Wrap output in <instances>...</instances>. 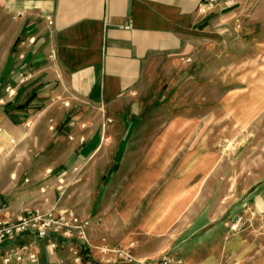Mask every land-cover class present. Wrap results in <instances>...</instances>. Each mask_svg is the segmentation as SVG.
I'll return each instance as SVG.
<instances>
[{
    "label": "crops",
    "instance_id": "crops-1",
    "mask_svg": "<svg viewBox=\"0 0 264 264\" xmlns=\"http://www.w3.org/2000/svg\"><path fill=\"white\" fill-rule=\"evenodd\" d=\"M202 1L0 0L6 47L18 41L22 51L11 70L19 84L9 86L18 90L10 106L20 120L47 114L51 129L50 158L41 160L35 178L68 162L51 181L26 188L32 197L26 204L24 194L17 197V215L75 213L114 264H137L117 257L119 251L137 261L167 254L182 264H264V203L231 218L232 207L217 211L210 202L222 160L213 115L234 107L230 99L205 98L217 81L223 86L264 52L262 6L250 8L264 0L221 3L207 15L198 11ZM233 91L225 89L224 98ZM2 123L8 137L9 123ZM61 178L63 204L53 199ZM79 191L97 194L96 217L78 205ZM7 203L0 195V209ZM77 240L28 231L0 246V264L20 243L42 264H91L84 260L88 241ZM7 264L27 262L11 255Z\"/></svg>",
    "mask_w": 264,
    "mask_h": 264
},
{
    "label": "rangeland",
    "instance_id": "rangeland-1",
    "mask_svg": "<svg viewBox=\"0 0 264 264\" xmlns=\"http://www.w3.org/2000/svg\"><path fill=\"white\" fill-rule=\"evenodd\" d=\"M257 5L262 6L259 9L261 10L260 15L263 16L258 21L264 25V3L255 2L250 8L256 9ZM6 46L7 42L0 28V195L7 199V205L12 206L10 209L17 212L18 196L25 195V204L32 198L31 194L27 196L26 188L32 187L36 181H38L37 185L51 181L59 172H63L68 162L59 161L46 178L42 177L38 180L35 178L41 160L50 158L49 150L53 147L48 145L51 129L46 122L47 114L36 117L29 115L23 120L17 118L16 113L19 110L14 105L16 104L14 100L18 90L14 89V94L10 95L11 97L7 96V90L12 91L9 86L14 87L19 84L18 80L15 83L14 73L11 70L15 69L16 59L22 54V51H20L18 41L9 48ZM8 65L10 71L7 72ZM244 68L245 70L241 72L240 69L234 70L233 76L223 86L221 82L217 81L216 89L205 95L207 101L210 97V101L217 104H224V101L230 99L234 107L231 114L217 113L213 115L215 121L218 122L217 128L214 130L217 138L216 149L222 160L218 163L216 172V193L210 199V202L216 201L217 211H224L226 208L232 207L231 212L229 209L231 218L235 211L241 212L242 207L245 211L248 208L252 211L261 201L264 203V52L258 55L254 54L249 59V64ZM220 72L222 74L224 71ZM240 74H244L242 81L239 80ZM29 84L30 82H25L21 84V88ZM228 88L234 90L232 97L224 98V90ZM200 93L202 95L204 91L202 90ZM20 101L21 98L18 102ZM12 103L14 104L10 106ZM64 103L65 101L62 102L63 105ZM7 105H9L8 110L14 113L13 115H7L5 108ZM25 105L28 110L34 109L28 103ZM4 119L10 126L8 137L5 136V128L2 123ZM51 157L54 158V155ZM49 169L51 168H47V170ZM60 180L64 179L61 178L56 182L59 183ZM56 187L58 190L53 199L63 204L65 183L62 181ZM80 193L79 191L76 197L78 205H83L87 212L92 213L91 218L96 217L97 194L84 193L82 196ZM48 196V192H46L45 198ZM83 197H87V199L81 202ZM88 207L90 209H87ZM261 219L263 218L260 217L258 221L261 222ZM238 227L236 221L231 225L232 230H236ZM77 241L78 246L81 245V242ZM94 245L88 237L86 246L89 247V250L84 260H88L91 264H105L102 262L100 254L102 246ZM64 248L62 249L64 250Z\"/></svg>",
    "mask_w": 264,
    "mask_h": 264
},
{
    "label": "built area",
    "instance_id": "built-area-1",
    "mask_svg": "<svg viewBox=\"0 0 264 264\" xmlns=\"http://www.w3.org/2000/svg\"><path fill=\"white\" fill-rule=\"evenodd\" d=\"M221 3H223L226 8H231L238 4L236 0H203L198 6V11L202 15H207L215 10ZM23 81L24 79L22 78L21 82ZM7 93L13 95L14 89H12V91L8 90ZM0 212L3 213V217H0V246L4 245L7 241L16 239L18 236L28 231L34 233L39 238L57 235L65 239L77 238L82 243H87L88 241V237L83 230V226L87 225V222L82 221L75 213L68 210H52L47 212L33 210L17 215L16 212L9 207H4L0 209ZM53 246L55 247L56 244H53ZM109 253L110 251L106 248L100 249L102 262L105 264H114V258L111 257ZM11 255H14L18 261H26L27 264H42L38 254L36 252H31L29 246L24 243H20L17 247H14L9 253V256L4 258V263L7 264L10 262ZM116 256L130 263L136 262L137 264H182V261L167 254L157 258L139 261L135 260L131 251H119L116 253ZM82 260L80 255L75 259L77 263H83Z\"/></svg>",
    "mask_w": 264,
    "mask_h": 264
}]
</instances>
